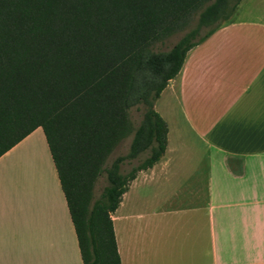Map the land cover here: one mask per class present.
<instances>
[{"label":"crops","instance_id":"crops-1","mask_svg":"<svg viewBox=\"0 0 264 264\" xmlns=\"http://www.w3.org/2000/svg\"><path fill=\"white\" fill-rule=\"evenodd\" d=\"M256 1L242 0L233 19L191 48L156 101L167 95L176 120L158 113L164 155L137 173L111 215L121 264H264V19L249 15ZM0 264H82L40 128L0 157Z\"/></svg>","mask_w":264,"mask_h":264},{"label":"trees","instance_id":"trees-1","mask_svg":"<svg viewBox=\"0 0 264 264\" xmlns=\"http://www.w3.org/2000/svg\"><path fill=\"white\" fill-rule=\"evenodd\" d=\"M241 1L0 0V157L42 130L82 264H121L111 215L167 145L154 105L187 52ZM179 34L169 49L157 48ZM132 112H141L138 125ZM128 137L127 153L106 166Z\"/></svg>","mask_w":264,"mask_h":264},{"label":"rangeland","instance_id":"rangeland-1","mask_svg":"<svg viewBox=\"0 0 264 264\" xmlns=\"http://www.w3.org/2000/svg\"><path fill=\"white\" fill-rule=\"evenodd\" d=\"M249 15L259 20L264 19V0L261 1L257 0L256 5H254L253 9L251 8V14ZM194 24L195 22L192 23L191 27H193ZM205 31L206 30H202L201 33H204ZM181 35L182 34H179L168 39L163 46L158 45L157 48L162 51L169 49L172 45L176 43V41H178ZM174 108H175L174 103H172L171 100L169 102V100L167 99V95L162 97L161 100L158 101V103H156L155 106L156 112L167 118L171 126L173 124V121L176 120V116L174 115L176 111L174 112ZM140 118H141V112H132V119L135 125H138ZM130 140L131 137L126 138L113 150V152L111 153V155H109L107 159L106 166H109L116 157L125 155L127 153ZM142 158H144V156H142ZM136 163H137L136 161H132L130 164L125 163L124 165L121 166V172L122 173L128 172L132 166L136 165ZM105 185H106L105 177L102 176L97 180L95 184L93 190L94 199L99 198L101 191Z\"/></svg>","mask_w":264,"mask_h":264}]
</instances>
